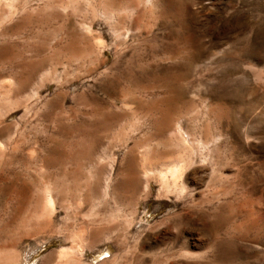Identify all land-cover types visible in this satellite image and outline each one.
<instances>
[{
  "label": "rangeland",
  "instance_id": "374dc122",
  "mask_svg": "<svg viewBox=\"0 0 264 264\" xmlns=\"http://www.w3.org/2000/svg\"><path fill=\"white\" fill-rule=\"evenodd\" d=\"M0 264H264V0H0Z\"/></svg>",
  "mask_w": 264,
  "mask_h": 264
},
{
  "label": "bare ground",
  "instance_id": "6f19581e",
  "mask_svg": "<svg viewBox=\"0 0 264 264\" xmlns=\"http://www.w3.org/2000/svg\"><path fill=\"white\" fill-rule=\"evenodd\" d=\"M134 175V174H133ZM112 261V260H111ZM6 263V262H5Z\"/></svg>",
  "mask_w": 264,
  "mask_h": 264
}]
</instances>
